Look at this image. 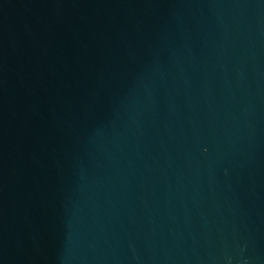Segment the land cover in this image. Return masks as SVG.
Masks as SVG:
<instances>
[{
	"label": "water",
	"instance_id": "95a60500",
	"mask_svg": "<svg viewBox=\"0 0 264 264\" xmlns=\"http://www.w3.org/2000/svg\"><path fill=\"white\" fill-rule=\"evenodd\" d=\"M0 264H264V0H0Z\"/></svg>",
	"mask_w": 264,
	"mask_h": 264
}]
</instances>
